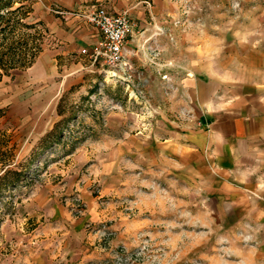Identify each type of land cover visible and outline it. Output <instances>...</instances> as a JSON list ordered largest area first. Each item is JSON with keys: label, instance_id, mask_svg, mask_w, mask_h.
<instances>
[{"label": "rangeland", "instance_id": "1", "mask_svg": "<svg viewBox=\"0 0 264 264\" xmlns=\"http://www.w3.org/2000/svg\"><path fill=\"white\" fill-rule=\"evenodd\" d=\"M71 1L13 0L12 10L23 7L16 37L23 46L35 38L36 60L58 50L50 22L84 21L76 13L88 7L64 6ZM171 1L169 24L154 29L169 43L159 50L165 74L183 69L182 51L192 55L199 43L230 75L250 54L264 58V0ZM128 50L111 73L81 50L58 57L67 67L54 84L30 83L28 68L0 82V129L26 171L0 203V264H264L235 221L217 220L176 179L157 142H166L177 96L152 72L148 43ZM63 70L76 81L63 84ZM56 126L61 137L43 148Z\"/></svg>", "mask_w": 264, "mask_h": 264}, {"label": "crops", "instance_id": "2", "mask_svg": "<svg viewBox=\"0 0 264 264\" xmlns=\"http://www.w3.org/2000/svg\"><path fill=\"white\" fill-rule=\"evenodd\" d=\"M69 4L64 6L130 12L136 28L126 51L146 48L148 43L155 55L152 63L157 65L152 72L166 76L164 86L177 96L166 119V142L156 139L157 147L166 153L176 179L197 193L200 202L211 205L217 220L235 221L239 235L254 240L264 259V58L255 63L259 54H250L252 59L230 75L217 62L207 61L199 43L192 55L182 51L183 69L165 74L159 63L164 54L159 50L169 43L154 29L169 24L168 15L174 11L171 0H72ZM49 24L58 50L54 55L42 53L27 69L32 84H54L59 69L67 67L58 65V57L92 50L101 40L99 31L80 19ZM62 73L63 84L76 81Z\"/></svg>", "mask_w": 264, "mask_h": 264}, {"label": "trees", "instance_id": "3", "mask_svg": "<svg viewBox=\"0 0 264 264\" xmlns=\"http://www.w3.org/2000/svg\"><path fill=\"white\" fill-rule=\"evenodd\" d=\"M12 7L13 0H0V82L12 70L31 67L41 52V47L35 43V38L31 39L32 41L27 40L23 46L22 41L25 38L22 40L16 37L15 31L23 26L17 20V14L23 7L13 10ZM24 16L26 17V14ZM44 28L46 30V27ZM5 114L6 110L0 108V119ZM56 129L57 126L41 141L43 148L49 139L59 140L61 135H56ZM15 151L12 135L7 130L0 129V203L26 179L23 165L16 163Z\"/></svg>", "mask_w": 264, "mask_h": 264}, {"label": "built area", "instance_id": "4", "mask_svg": "<svg viewBox=\"0 0 264 264\" xmlns=\"http://www.w3.org/2000/svg\"><path fill=\"white\" fill-rule=\"evenodd\" d=\"M81 19L95 27L101 40L92 49H82L94 62L102 60L111 71H116L126 63V46L133 35L136 22L128 10L119 14L111 13L106 7L91 6L76 13Z\"/></svg>", "mask_w": 264, "mask_h": 264}]
</instances>
